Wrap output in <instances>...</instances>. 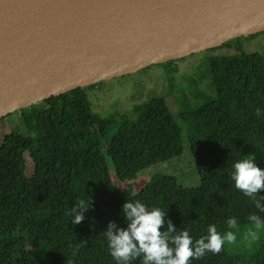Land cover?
Wrapping results in <instances>:
<instances>
[{"label": "trees", "instance_id": "16d2710c", "mask_svg": "<svg viewBox=\"0 0 264 264\" xmlns=\"http://www.w3.org/2000/svg\"><path fill=\"white\" fill-rule=\"evenodd\" d=\"M217 50L228 53L209 59L215 97L183 115L185 130L176 125L166 100L156 97L136 105V119H126L104 147L88 96L96 83L1 117L0 123L10 117L14 129L0 146V264H114L103 232L109 221L126 227L122 205L136 200L161 208L194 240L206 235L208 225L223 234L229 230L225 221L237 219L236 241L192 264H264V229L244 251L236 250L248 242L249 216L257 210L229 179L241 158L254 157L264 168V114L255 115L257 108L264 111V55L245 52L239 37L211 49ZM184 131L199 188L184 189L172 177L137 193L116 187L109 161L116 181L138 176L181 154ZM27 154L35 165L32 177L26 174ZM80 201H89V209L73 225L68 212ZM57 220L65 227L53 231Z\"/></svg>", "mask_w": 264, "mask_h": 264}, {"label": "water", "instance_id": "95a60500", "mask_svg": "<svg viewBox=\"0 0 264 264\" xmlns=\"http://www.w3.org/2000/svg\"><path fill=\"white\" fill-rule=\"evenodd\" d=\"M264 31V0H0V118Z\"/></svg>", "mask_w": 264, "mask_h": 264}, {"label": "rangeland", "instance_id": "374dc122", "mask_svg": "<svg viewBox=\"0 0 264 264\" xmlns=\"http://www.w3.org/2000/svg\"><path fill=\"white\" fill-rule=\"evenodd\" d=\"M239 40L245 52L264 55V31L255 35L240 36ZM227 53L226 50L215 52L208 50L191 54L173 61L170 65L167 63L166 66L165 64L150 65L139 72L101 81L88 88V96L96 116V130L104 147L109 145L111 138L126 119H136L134 111L136 105H143L156 97L166 100L176 125L185 130L183 115L196 111L205 102L215 97L216 88L209 59L212 56ZM211 123H214V120H211ZM13 129L14 125L11 124L10 117L0 123V146L3 144L5 135L10 134ZM180 151L181 154L122 182L115 180L114 166L109 161L108 167L112 181L119 190L132 193H137L165 177L174 178L184 189H197L201 184L200 176L185 131L182 134ZM26 157V174L32 177L35 174V165L28 154ZM69 219L71 221V216ZM64 227L65 223L62 220L51 223L53 231H59ZM248 243L249 241L240 243L236 246V250L244 251Z\"/></svg>", "mask_w": 264, "mask_h": 264}, {"label": "clouds", "instance_id": "9594fccd", "mask_svg": "<svg viewBox=\"0 0 264 264\" xmlns=\"http://www.w3.org/2000/svg\"><path fill=\"white\" fill-rule=\"evenodd\" d=\"M264 114L261 108L255 110L257 117ZM254 157L241 158L232 164L229 179L232 187L251 201L257 214L249 216L251 227L245 233L246 241H256L264 229V168L254 163ZM89 209V201H80L70 209L71 223L79 225L84 220V213ZM126 227L109 221L103 236L107 252L114 264H192L208 253L219 254L223 246L233 244L237 237L235 231L239 225L235 217L225 223L228 231L223 234L217 231L216 225L206 228V235L193 239L186 229L177 230L167 213L159 207L148 208L136 201H126L121 208Z\"/></svg>", "mask_w": 264, "mask_h": 264}]
</instances>
